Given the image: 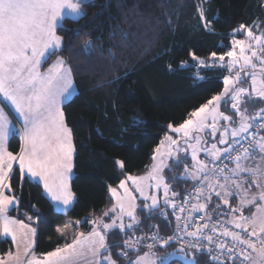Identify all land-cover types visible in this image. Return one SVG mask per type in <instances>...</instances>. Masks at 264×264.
Instances as JSON below:
<instances>
[{
	"label": "trees",
	"instance_id": "trees-1",
	"mask_svg": "<svg viewBox=\"0 0 264 264\" xmlns=\"http://www.w3.org/2000/svg\"><path fill=\"white\" fill-rule=\"evenodd\" d=\"M81 5V17H66L57 27L62 47L41 66L45 70L62 57L72 69L76 93L63 111L75 147L71 179L75 201L66 213L59 212L39 182L18 167L10 175L18 198V207L10 213L36 229L33 251L38 257L70 243L79 229L90 230L92 220L113 208L111 188L129 175L147 173L171 128L223 91L228 70L217 63L199 66L190 53L201 58H210L212 52L223 55L231 49L230 36L240 25L264 22V0H86ZM205 20L211 31L204 28ZM20 147L15 132L8 148L17 154ZM180 166L171 161L167 178L175 196L183 197L195 182L183 176ZM217 204L222 201L215 198L211 214L231 221L228 206L215 209ZM230 205L238 207L237 199L232 197ZM137 218L139 225L127 232L169 234L178 228L165 205L149 210L139 204ZM76 220L82 221L80 226L70 224L63 235L57 231ZM121 238L118 229L108 232V245L119 264H128L117 255ZM12 250L11 240L0 239V256ZM195 257L198 264H209L208 256Z\"/></svg>",
	"mask_w": 264,
	"mask_h": 264
},
{
	"label": "snow or ice",
	"instance_id": "snow-or-ice-1",
	"mask_svg": "<svg viewBox=\"0 0 264 264\" xmlns=\"http://www.w3.org/2000/svg\"><path fill=\"white\" fill-rule=\"evenodd\" d=\"M82 2L83 0H0V96L3 97V101L7 102L5 106H10V110L18 114L23 124L22 130H17L20 132L23 143L19 154L14 155L7 150L6 143L15 125L9 120L5 108L0 106V236L10 237L13 242L17 243L16 254L9 252L7 259L0 256V264H10V262L21 264L17 229H19V236L25 239L24 256L31 257L26 259L25 264H81V261L85 260L87 264H118V260L113 258L107 244L105 232L112 229L122 232L126 229L132 230L140 223L134 215V205L129 204L126 210L124 204L119 203L118 198L119 212L122 214L126 212L131 223L125 225L122 220L118 223L116 219H112L111 223L92 220L93 228L90 232L87 234L74 233L70 243H65L62 247L57 246L52 251L42 253L41 258H37L31 252L34 241L28 239L29 234L35 236L36 229L30 224H25L23 220H17L7 214L9 207L18 203L15 196L5 194V190L10 191L12 187L10 174L14 163L18 165L22 173L26 171L32 177L42 181L43 188L51 200L68 206L75 199V193L72 192L69 183V174L72 169L71 157L74 151L71 129L65 124L64 112L60 107V98L71 94L72 69L66 65L62 57L57 58L46 72H41L40 67L42 61L46 63L48 57L62 46L63 38L57 34V27L66 17L79 18L84 14L81 9ZM198 11L203 20V9L200 8ZM203 26L206 30H212L209 21L205 20ZM244 28V25H240V29ZM247 36L251 42L246 43L244 40L234 39L232 50L218 57L220 62L225 60V56L230 58L227 64L230 72L233 68L237 69L234 76L224 77L225 87L222 94H229V99L232 101L231 107L240 116L239 127L231 129L232 137L247 132L257 120L260 123L256 126L264 128V108L254 110L252 115H247L249 111L247 107L241 109L242 104L255 103L257 99L264 100V33L255 36L252 29L248 28ZM190 55L200 64H205V61L196 56L194 52ZM211 57L216 60L217 53L212 52ZM257 63L259 69H257ZM246 69L251 71H245ZM242 73L245 77H250L249 88H235V85L241 81ZM229 85H233L231 93ZM220 99L219 95L213 96L206 104L191 113V116L199 119L195 122L191 119L186 120L184 124L175 128V131H183L184 135L188 136L190 126L194 123L196 126H202L203 120L213 113L225 120H231L230 117L218 112ZM214 102L217 103L214 104ZM210 105L212 106L211 111H209ZM216 115H212L213 134L216 132ZM228 131L229 129L226 128L225 132ZM166 139L173 144L176 143L171 140V137ZM253 141L241 151L231 146L221 151L213 145L209 152L217 159L227 156L235 167L228 169L227 174L225 168L214 169L219 172L224 183H220L219 180L208 183L207 190H205L203 181H201V187L196 189V199L199 201L203 198L206 203L193 204L192 208L196 211L205 210L207 214L208 204L211 203L214 194L218 200L222 201V204L215 205V209L227 205L228 210L233 213L230 223L241 229L247 237L242 236L241 232L230 231L226 228L223 235L232 238L231 247L227 245V242H221L215 248L211 246L203 248L198 241L191 243L190 248L205 251L208 254L209 264H264V137L259 140L253 137ZM220 143L226 144L227 140L222 138ZM205 151L209 150L205 149ZM234 151L236 155L232 156L231 153ZM253 151L260 153L261 159L255 167H247L243 162L249 159ZM192 158L196 159L195 147H193ZM117 163L123 167V162L117 161ZM174 163L178 165L181 161L175 159ZM206 169L207 165L197 160L195 171L189 172L185 167L184 172L192 179H197L203 173L204 180H207ZM159 171V166H154L148 177H129V179H132L134 183L154 179L157 189L163 184L165 206L171 204V207L176 209V204L168 200L169 186L162 178H157ZM124 186V181H121L120 187L124 188ZM137 187L139 188V185ZM253 188L256 189L255 192H252ZM217 189L222 191H217ZM111 192L114 196L116 195V189H111ZM141 195H143L142 190ZM172 195L177 194L173 192ZM232 197L237 199L239 207L230 205L229 198ZM150 200L151 204L146 205V209L160 207L155 196L150 197ZM187 202L186 200L185 203ZM248 207H254L255 212L250 211V214L245 216L243 211ZM115 211L114 208L113 212ZM179 211L182 213L185 208L181 206ZM237 213L239 215H236ZM160 214L165 218L167 216L165 212ZM176 219L179 222L181 217L177 215ZM84 222L89 221L85 219ZM80 223L79 220L71 221L66 223L63 229L58 228L57 231L63 235L64 230L68 229L70 224L79 225ZM152 227L158 226L153 225ZM177 227H180L179 223ZM187 227L185 223L184 228ZM208 227L207 223L197 226L196 231L187 233V235L196 237L202 228ZM211 231L216 232L215 226ZM177 238L175 236L162 238L154 234L150 237L153 243L147 244L146 247L150 250L156 245L164 247ZM143 239L144 237H136L135 240L131 238L125 240L124 247L118 256L126 259L128 264H157V259L160 260V264H165L167 255L176 254L175 252L168 253L163 258L152 259L155 253L145 252L142 256L137 255L135 260L130 259L129 251L138 252V246ZM206 240L209 245L215 243L212 235H208ZM176 251L181 254V259H187L183 246ZM190 264H198V262L193 258Z\"/></svg>",
	"mask_w": 264,
	"mask_h": 264
},
{
	"label": "rangeland",
	"instance_id": "rangeland-1",
	"mask_svg": "<svg viewBox=\"0 0 264 264\" xmlns=\"http://www.w3.org/2000/svg\"><path fill=\"white\" fill-rule=\"evenodd\" d=\"M83 1H86V0H83ZM81 9H82V12H83L82 5H81ZM69 17H71V16H69ZM72 18H75V17H72ZM248 28L252 29L253 34L255 36H260L261 33H264V22L263 23H257L255 26H252V27H245L244 29H240L239 28V31H235V32H233L231 34V36H230L231 37V43H232V41L234 39L235 40H244L246 43L251 42L249 40L248 36H247V29ZM230 50H232V47H231ZM238 51H239V48L237 47V52ZM218 57L219 56H217L216 60H213L212 57H210V58H201L200 57L202 60L205 61V64H200L195 59H194V61L199 66H203V67L212 66V65L217 63L218 65L224 66L228 70L227 76H230V75L234 76L235 72L237 71V69L233 68L231 70V72H230L229 69L227 68V64L230 61V58L225 56V60L223 62H220L218 60ZM59 58H61V57H59ZM254 62H256V61H254ZM42 64H43V61L41 62V66H42ZM66 65H67V63H66ZM257 69H259V64L258 63H257ZM40 71L41 72H46L47 69L42 70L41 67H40ZM245 71H251V70L250 69H246ZM257 74H258V77H259V72ZM72 81H73V84H72V87L70 89L71 94L60 98V100H61L60 107H61L62 110H63V105L67 101H69L73 97V95L76 93V87H75V83H74V80H73V76H72ZM224 87H225V85H224ZM240 87H243V88H249L250 87V77H245L243 75V73H242L241 81L238 84L235 85V88H240ZM229 89H230V93H231V90L233 89V85H229ZM223 93H224V89H223V91L220 94H218L219 96H221V99L218 102V112L219 113H223L224 116L230 117L231 120H225V119L221 118L219 115H216L215 113H213L212 115H216V119H215L216 132H215V134H213V132H212V125H213L212 115H208L207 119L203 120L202 126H196L195 123H194L193 126H190L188 128V132H189L188 136H185L183 131H181L182 139L180 141L175 140V138L172 137L171 135H167V137H171V140L175 141L176 143L173 144L168 139H164L163 140V144H160L157 147V149H159V151H157V149H156V153H155V156H154L155 159L153 161L152 168L154 166H159L160 171L158 173V177H157L158 179H159V177L160 178L162 177V168L163 167H168L169 163L171 161H173L175 159H179L181 161V166L179 167L180 171L183 172V176L185 175L186 178L191 180L192 178H190L189 176H187L185 174L184 169H185V167H187L189 172L195 171V165H196V161L197 160L198 161H202L205 164V158L211 156L209 154L210 149L207 148V143H206L208 137H211V138L214 139L215 136L218 133H221L220 134L221 138H223L225 140H228L229 138L235 139V137L231 136V130H229L227 133L225 132V130L223 132L219 131L220 124H221L220 121H226V123H230V122H233V121H236V120L240 121V116L231 107L232 101L229 99V94L222 95ZM218 95H216V96H218ZM245 100H247V97H245ZM216 103L217 102H214V104H216ZM6 104H7V102L3 101V97L0 96V106H3L5 108V112L8 113L9 120H11L12 123L15 125V128L10 133L9 138L7 140V143H6L7 150L10 151L9 148H8V141H9L11 135L13 133H15V132L20 135V132L17 131V130L18 129L22 130L23 124L20 121V118H19L18 114L14 110H10V106H5ZM223 107L225 109H223ZM244 107H247L248 110H249L247 115H252L254 110H257V109H260V108H264V100L257 99L255 103H249L247 105L242 104L241 105V109H243ZM211 108H212V106L210 105L209 106V111H211ZM64 117H65V115H64ZM197 119H199V118H197ZM193 121L195 122L196 120H193ZM65 124L67 125L66 119H65ZM67 127H68V125H67ZM174 128L172 127V130H174ZM20 138H21V135H20ZM197 141H199V142H197ZM71 142H72V145H73V148H74V151H73L72 157H71V163H72V165L74 167L75 147H74V142H73L72 131H71ZM22 143H23V141L21 140V144ZM193 147H195V149H196V159L195 160L192 158ZM205 149H207L209 151H205ZM19 152H20V150H19ZM19 152L17 154H14V153L13 154L14 155H18ZM169 153H171V155H169ZM187 157L189 159H187ZM15 167H18V165L16 163L14 164V168ZM152 171H153V169L151 171H148L144 175H141V176L129 175V177H148L149 174L152 173ZM173 172H174V174H176L177 166L173 167ZM207 172H208V170H207ZM170 176H172L171 173H170ZM203 177H204V175L202 176V178ZM221 180L224 183L223 179H221ZM221 180H220V183H221ZM155 184H156V180H154V179H145V180L136 181L134 183L132 179H129V178L127 179L126 178L124 180V185H125L124 188H121L120 184L118 186H116V187H112L111 188V189H113V188L116 189V195L114 196L112 194V192H111V194H112V196H113V198L115 200V204H114L113 208H111L110 210L105 212V213H108V215H105V213H104L100 217H97L95 220H98V221L102 220L104 223H111L112 219H116L118 223L121 220L122 221L125 220L127 223H131V221L129 220L126 212L123 213V214L119 212V203H123L126 210L128 209L129 204L134 205V215H135V209L139 207V204L143 205L144 207L146 205H150L151 204L150 197L155 196L160 203L163 202V200L165 198L164 197V192H163V184H161L159 189H157L155 187ZM70 185H71V182H70ZM137 185H139V188L137 187ZM149 185H151V187ZM125 189L127 191H125ZM141 190L143 191V195H141ZM131 191L134 193V195L131 194ZM255 191H256V189L253 188L252 192H255ZM135 192L137 193V197L135 196ZM161 196H162V198H161ZM146 197L148 199H146ZM118 198H119V203H118ZM230 200H231V198H229V203H230ZM73 203L74 202H72L71 206L73 205ZM71 206H69V208H67V206H64L62 204H58V203L56 204V207H58V208L67 209V210H64L66 212L71 208ZM237 206L239 207V204ZM114 208L116 209L115 212H113ZM250 211L251 212H255V208L254 207L244 208L243 214L245 216H248L250 214ZM61 212H63V211H61ZM237 215H239V213H237ZM15 219H17V218H15ZM81 223H82V221H81ZM80 224H79V226H80ZM30 226L33 227L32 225H30ZM92 228H93V224L91 223L90 224V230H81V229H79L77 232H84L85 234H87L88 232H90L92 230ZM108 231H110V230H108ZM35 237H36V233H35V236L34 237L32 236V239H31V240L34 241V244L32 245V249H31L32 252H34L33 250H34V245H35ZM3 238L5 239L6 237L0 236V239H3ZM28 239H30V234L28 236ZM24 248H25V240L20 242V244H19V251H20V256H21V264L23 263L24 258H26L24 256ZM175 253H176L175 255H171V256H169V258H166L165 264H169L172 261L177 260V259L183 261L185 264H190V261L193 258L196 260L195 254L192 253V252L184 251V254L187 256V259H181V254L179 252H175ZM160 258H163V257H160ZM10 264H14V262H10ZM83 264H87V260L83 261ZM157 264H160V260L159 259L157 260Z\"/></svg>",
	"mask_w": 264,
	"mask_h": 264
},
{
	"label": "built area",
	"instance_id": "built-area-1",
	"mask_svg": "<svg viewBox=\"0 0 264 264\" xmlns=\"http://www.w3.org/2000/svg\"><path fill=\"white\" fill-rule=\"evenodd\" d=\"M260 121H256L252 130L245 135L243 138L230 143L226 147H233L237 151H241L243 148L248 147L250 143H253V137H255L256 140H259L261 137H264V128H258L256 125L259 124ZM254 152V151H253ZM252 152V153H253ZM232 156L236 155V152L231 153ZM205 164L207 165L208 172L207 176L208 179L204 180V177L201 178L199 181H197L188 191L187 193L183 196H173L170 201L174 204H176V209H173L171 207V204L167 205V209L169 213L172 215V217L176 219V216L179 215L181 217V220L178 222L180 227L177 228L176 231L169 233V234H162V233H154L156 235H159L160 237H168V236H175L178 237L176 240L171 242L169 245L161 247L159 245L154 246L151 250L146 247L147 244L153 243V241L150 239V237L154 234H137L135 232L129 233L127 231L122 232V238L121 240L117 243L118 245V250H117V255L123 249L124 247V241L129 240L130 238L132 240H135L136 237H144V239L140 242L139 244V251L138 252H133L129 251V258L131 259L132 257L145 253V252H153V253H158L162 250H165L169 247H175L179 249L181 246L184 247V251L186 252H192L197 255H206L208 254L205 251H197L196 249L190 248L189 245L191 243L195 242H200L203 248H207L209 246L215 248L219 243L221 242H227V245L229 247L232 246V238L230 236H224L223 232L227 228L230 231H235V232H241L242 236L246 235L242 232L241 229H238L235 227L234 224L230 223V221H226L222 219L221 217L217 215H213L210 212L209 206L211 203L208 204V209H207V214L205 213V210H199L196 211L192 208L193 204H199V203H206V201L201 198L199 201L196 199V189L201 187V181H203V184L206 189V185L208 183H214L215 181L222 179L219 172L214 170V169H219V168H225V173L228 172V169L232 168L235 164L231 162L227 156H221L218 160H212L211 158H205ZM217 191H220V189H217ZM216 198V196L213 194L211 202ZM188 201L185 203V201ZM183 206L185 208L184 212H180L179 208ZM191 213V215H189ZM203 217V219H201ZM187 223L188 227L185 229L184 224ZM205 223L209 225L208 228H202V231L198 233L196 237H192L187 235V233L196 231L197 226H202ZM215 226L216 232H212L211 229L212 227ZM208 235L213 236V243L212 245H209L206 237ZM259 247V244L257 245ZM120 259L123 261H127L123 257L118 256ZM209 258V256H208ZM223 259V257H222Z\"/></svg>",
	"mask_w": 264,
	"mask_h": 264
},
{
	"label": "crops",
	"instance_id": "crops-1",
	"mask_svg": "<svg viewBox=\"0 0 264 264\" xmlns=\"http://www.w3.org/2000/svg\"><path fill=\"white\" fill-rule=\"evenodd\" d=\"M56 61V60H55ZM54 61V62H55ZM53 62V63H54ZM52 63V64H53ZM51 64V65H52ZM50 65V66H51ZM49 66V67H50ZM48 67V68H49ZM47 68V69H48ZM223 109H225L224 107H223ZM189 119H191V120H197V117H193V116H191ZM188 119V120H189ZM258 121V120H257ZM221 122V124H220V128H219V131L220 132H223L226 128L227 129H229V130H231V129H234V128H238L239 127V123H240V121L239 120H236V121H233V122H230V123H226V121H220ZM256 122V121H255ZM255 122L253 123V126H254V124H255ZM184 124V123H183ZM177 127H179V126H177ZM177 127H175V128H177ZM174 128V127H173ZM175 128H174V130H172V128H171V132L168 134V135H171L172 137H174L175 138V140H177V141H180L181 139H182V133L181 132H176L175 131ZM252 128L253 127H251V128H249L248 129V131L247 132H244V133H241V134H239L238 136H236L235 137V139H231V138H229L228 140H227V143L226 144H221L220 143V141H221V136H220V134L221 133H218L216 136H215V138L213 139V138H211V137H208L207 138V141H206V143H207V148H209L210 149V151L212 150V146L213 145H216V148L217 149H219V150H223L224 148H226V146L227 145H229L230 143H232V142H235V141H237V140H239V139H241V138H243L245 135H247L251 130H252ZM193 132V131H192ZM196 132V131H195ZM167 137V136H166ZM166 137H165V139H166ZM9 142V141H8ZM206 158H211L212 160H218L217 158H215V157H213L212 155L210 156V157H206ZM261 159V154L260 153H258V152H256V151H254L253 153H252V155L249 157V159L248 160H246V161H244L243 163H244V165L245 166H247V167H255L256 166V164L259 162V160ZM15 164V163H14ZM14 164H13V169H14ZM72 164V163H71ZM235 167V166H234ZM168 168H169V166L168 167H163L162 168V179H163V181L165 182V183H167L168 184V186H169V194H168V200H170L172 197H173V195H172V189H171V185H170V183L168 182ZM153 168H152V166H151V168L149 169V171H151ZM207 170H208V168L206 169V172H207ZM13 171V170H12ZM228 172H226V174H227ZM24 176H27V177H29L30 179H32V180H34V181H37V182H39L41 185H42V187H43V183H42V181H39V180H37L36 178H34V177H32L31 176V174H29V173H27L26 171L25 172H23L22 173ZM11 175V174H10ZM204 174L202 173L197 179H193V181L196 183L197 181H199L201 178H202V176H203ZM69 176H70V179H69V183L71 182V179H72V176H73V165H72V169H71V173L69 174ZM127 179L129 178V176H127L126 177ZM160 178V177H159ZM125 180V179H124ZM123 180V181H124ZM221 183H223L222 182V180H221ZM44 189V188H43ZM220 191H221V189H220ZM111 192V191H110ZM44 193H45V195L48 197V199L51 201V203L53 204V206H54V208H55V210H57V211H59V212H61V211H63L64 213L66 212V211H64V210H67V209H61V208H58V207H56V204H57V202H55V201H53V200H51V198L49 197V195L46 193V191L44 190ZM5 194L6 195H12V196H15V194L13 193V191L11 190V191H8L7 189L5 190ZM131 194L132 195H134V193L131 191ZM111 196H112V194H111ZM135 196L137 197V193L135 192ZM15 198H16V201L18 202V198L15 196ZM112 198H113V196H112ZM161 198H162V196H161ZM165 199V198H164ZM75 200V199H74ZM74 200H73V202H74ZM113 200H114V198H113ZM114 202H115V200H114ZM138 203V202H137ZM58 204H60V203H58ZM72 204V203H71ZM71 204L70 205H68L67 206V208H69V206H71ZM159 204H161L160 205V207L162 206V205H165L164 204V200H163V202H159ZM18 207V203H16V204H14V205H12V206H10L9 207V210H8V215H10V216H12V217H14V218H17V217H15V216H13V215H11V211L13 210V209H15V208H17ZM159 207V208H160ZM66 208V207H65ZM156 209H158V208H156ZM137 210H138V208H136L135 209V216H136V218H137ZM151 210H155V209H151ZM115 218V217H114ZM18 219V218H17ZM18 220H20V219H18ZM137 220H138V218H137ZM139 221V220H138ZM25 224H28V223H26V222H24ZM123 223L125 224V225H127V224H129V223H127L125 220L123 221ZM139 224H137V225H135L134 226V228L133 229H135L137 226H138ZM34 228V227H33ZM132 229V230H133ZM112 230H114V229H112ZM112 230H110V231H112ZM110 231H106L105 232V236H106V240H107V244H108V232H110ZM125 231H128L127 229L125 230ZM122 232V231H121ZM124 232V231H123ZM17 236H18V244H20V242H22V241H24L25 239L23 238V237H20L19 236V229H17ZM36 238V237H35ZM4 239V238H3ZM5 239H9V240H11V242L13 243V250L11 251L12 253H13V255H15L16 254V252H17V243H15V242H13V240L10 238V237H6ZM30 239H32V236H31V234H30ZM177 250V248H174V249H171V250H162V251H160V252H158V253H155V255L154 256H152V259H157V258H160V257H165L166 256V254H168V253H174V252H177L176 251ZM32 252V251H31ZM33 254H34V252H32ZM150 253H153V252H150ZM144 253H141V254H138V255H143ZM105 255H106V253H105ZM36 256V255H35ZM137 256V255H136ZM136 256H134L133 258H132V260H135L136 259ZM169 256H171V255H167V258H169ZM37 258H41V257H38V256H36ZM4 258L5 259H7V255H5L4 256ZM27 258H31L30 256L29 257H27ZM27 258H24V261H23V263L22 264H25V261H26V259ZM114 258V257H113ZM158 260V259H157ZM177 260H179V259H177ZM181 263H178V264H185L183 261H181V260H179ZM81 264H83V261H81ZM118 264H119V262H118Z\"/></svg>",
	"mask_w": 264,
	"mask_h": 264
}]
</instances>
